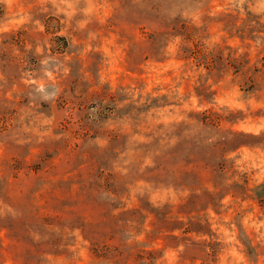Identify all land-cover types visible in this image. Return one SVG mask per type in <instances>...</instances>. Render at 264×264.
<instances>
[{
  "label": "rangeland",
  "instance_id": "374dc122",
  "mask_svg": "<svg viewBox=\"0 0 264 264\" xmlns=\"http://www.w3.org/2000/svg\"><path fill=\"white\" fill-rule=\"evenodd\" d=\"M0 264H264V0H0Z\"/></svg>",
  "mask_w": 264,
  "mask_h": 264
}]
</instances>
